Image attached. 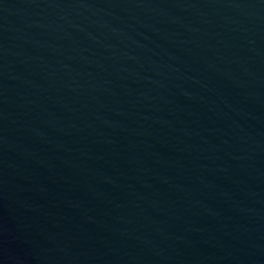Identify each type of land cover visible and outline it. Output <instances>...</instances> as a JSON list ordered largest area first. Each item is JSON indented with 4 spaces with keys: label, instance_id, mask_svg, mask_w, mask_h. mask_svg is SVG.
Instances as JSON below:
<instances>
[{
    "label": "water",
    "instance_id": "1",
    "mask_svg": "<svg viewBox=\"0 0 264 264\" xmlns=\"http://www.w3.org/2000/svg\"><path fill=\"white\" fill-rule=\"evenodd\" d=\"M0 264H264V0H0Z\"/></svg>",
    "mask_w": 264,
    "mask_h": 264
}]
</instances>
